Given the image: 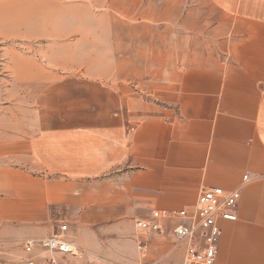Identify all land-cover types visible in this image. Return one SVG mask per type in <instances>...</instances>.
Masks as SVG:
<instances>
[{"label": "crops", "instance_id": "0c3cea01", "mask_svg": "<svg viewBox=\"0 0 264 264\" xmlns=\"http://www.w3.org/2000/svg\"><path fill=\"white\" fill-rule=\"evenodd\" d=\"M125 1L110 5L127 17ZM134 2L146 45L129 28L104 74L37 77L32 64L24 75L44 84L20 102L12 139L0 134V237L45 234L53 196L68 201L70 189L84 225L115 229L221 186L240 199L237 219L220 223L215 264H264V0ZM166 235L150 255L181 264ZM138 238L156 234L131 229L135 255Z\"/></svg>", "mask_w": 264, "mask_h": 264}, {"label": "rangeland", "instance_id": "374dc122", "mask_svg": "<svg viewBox=\"0 0 264 264\" xmlns=\"http://www.w3.org/2000/svg\"><path fill=\"white\" fill-rule=\"evenodd\" d=\"M111 1L0 0V129L4 130L1 135L12 139L14 127L25 119L20 102L28 100L30 87L39 93L44 84L42 80H37L34 85L24 82V75H28L32 64L37 67V77L99 76L108 71L110 53L118 59L124 58L121 45L131 38L130 29H134L133 44L146 45L141 40L140 3L123 2L121 8L127 7L131 13L126 17L111 7ZM158 1L154 0V5ZM144 35L147 38L146 32ZM116 49L118 53L114 54ZM2 163L3 158H0V166ZM68 197V201H61L60 196H53V202L45 212L46 222L42 223L46 227L45 234L27 235L14 241L0 237V258L16 263L24 256L21 244L25 237L48 236L65 222L69 229L65 236L75 243L79 254L71 258L72 263L175 264L165 257L166 254L158 258L150 255L160 241L169 238L168 235H156L149 240L135 239V255L134 246L129 242L131 229L135 228L134 217L122 219V227L115 229L104 223L86 226L81 220L83 212L76 204L77 189H70ZM22 198V201H28L27 196ZM147 213L141 214L148 216ZM142 240L147 241L144 256L138 248ZM179 248L172 240L167 255L176 253Z\"/></svg>", "mask_w": 264, "mask_h": 264}, {"label": "built area", "instance_id": "2783aa9c", "mask_svg": "<svg viewBox=\"0 0 264 264\" xmlns=\"http://www.w3.org/2000/svg\"><path fill=\"white\" fill-rule=\"evenodd\" d=\"M243 184L249 181L245 173ZM240 189L226 191L221 186L203 187L192 208H152L148 216L135 217L134 227L144 235L171 234L176 246L183 247L181 264H215L221 236V221L237 219ZM68 224L62 222L45 237H27L22 241L24 256L16 263L0 258V264H76L74 242L66 238ZM147 241L138 248L145 255ZM151 264V263H140Z\"/></svg>", "mask_w": 264, "mask_h": 264}, {"label": "bare ground", "instance_id": "6f19581e", "mask_svg": "<svg viewBox=\"0 0 264 264\" xmlns=\"http://www.w3.org/2000/svg\"><path fill=\"white\" fill-rule=\"evenodd\" d=\"M75 244V243H74ZM76 246V245H75ZM76 248H77V246H76ZM76 256H79V254H78V250L76 251Z\"/></svg>", "mask_w": 264, "mask_h": 264}]
</instances>
